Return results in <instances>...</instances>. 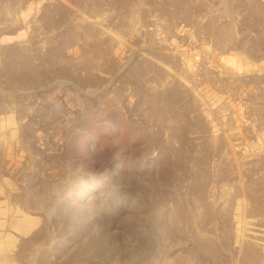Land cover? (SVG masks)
Wrapping results in <instances>:
<instances>
[{
    "label": "rangeland",
    "instance_id": "374dc122",
    "mask_svg": "<svg viewBox=\"0 0 264 264\" xmlns=\"http://www.w3.org/2000/svg\"><path fill=\"white\" fill-rule=\"evenodd\" d=\"M2 243L264 264V0H0Z\"/></svg>",
    "mask_w": 264,
    "mask_h": 264
},
{
    "label": "bare ground",
    "instance_id": "6f19581e",
    "mask_svg": "<svg viewBox=\"0 0 264 264\" xmlns=\"http://www.w3.org/2000/svg\"><path fill=\"white\" fill-rule=\"evenodd\" d=\"M225 32V31H224ZM228 33V32H227ZM224 43V42H223ZM9 119V118H8ZM215 137V136H214ZM223 194V193H222ZM242 201V200H241ZM246 203V202H245ZM29 216V215H28ZM22 217V216H20V218H17L16 219V221H14V225H15V227H16V229H18V230H24L25 232H26V228H27V230H28V228L29 227H31V224H32V222H33V219H31V218H29V217ZM9 241V243H10V240H8ZM7 242V241H6ZM5 242V243H6ZM2 244H4V243H2ZM7 245L9 246V244L7 243ZM7 247V246H6ZM6 247H5V244H4V247H3V245H0V250L1 251H3V249L5 250L6 249ZM9 248V247H8ZM6 251V250H5ZM1 253V252H0ZM0 256H2V255H0ZM5 259H7L6 257H4V256H2L1 258H0V264H8L7 262H8V260H10L9 258H8V260H5ZM246 262H249V257L247 256L246 257ZM9 263H11L12 264V262H9Z\"/></svg>",
    "mask_w": 264,
    "mask_h": 264
}]
</instances>
